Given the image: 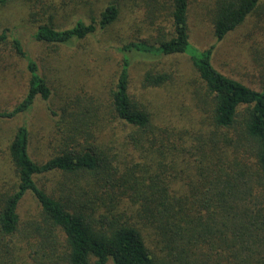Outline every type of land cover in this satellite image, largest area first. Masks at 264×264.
<instances>
[{
	"label": "trees",
	"instance_id": "trees-1",
	"mask_svg": "<svg viewBox=\"0 0 264 264\" xmlns=\"http://www.w3.org/2000/svg\"><path fill=\"white\" fill-rule=\"evenodd\" d=\"M10 1L15 0H0V5ZM23 1L36 24L35 39L54 51L108 31L121 16L117 0L99 17H77L63 24L57 18L64 10L60 2ZM142 1L147 32L118 47L121 67L109 106L68 97L60 113L52 111L57 145L44 162L29 153L27 125L10 141L15 182L0 189V264H264V87L252 89L217 70L215 45L201 50L191 43L190 0ZM263 1L213 0L210 13L217 41L249 16L261 17ZM7 40L27 59L30 76L24 98L0 110V119L11 120L29 112L38 98L48 101L53 91L10 29L0 32V42ZM178 54L190 58L204 85L213 127L198 145L196 177L187 178L180 189L173 187L177 175L172 173L175 158L186 151L159 143L151 114L130 90L133 55ZM170 80L167 73L149 68L143 85L155 88ZM114 121L131 128L122 145L132 147L145 165L116 160L97 144ZM241 151L254 162L240 158ZM55 172L69 179L91 177L93 189L79 193L74 187L68 197H57L39 184V177ZM28 193L40 212L24 221L20 205Z\"/></svg>",
	"mask_w": 264,
	"mask_h": 264
},
{
	"label": "rangeland",
	"instance_id": "rangeland-1",
	"mask_svg": "<svg viewBox=\"0 0 264 264\" xmlns=\"http://www.w3.org/2000/svg\"><path fill=\"white\" fill-rule=\"evenodd\" d=\"M56 1L64 5V10L57 17L64 24L77 17H84L86 21L91 16L99 17L111 1L117 0H76L80 4L71 0ZM118 1L121 16L108 31L98 32L88 40L76 41L59 51H54L35 39L36 24L29 17V7L25 1L15 0L0 5V32L10 29L21 40L25 51L37 62L40 73L47 78L53 91L48 101L38 98L29 112L11 120L0 119V189L15 182L7 148L20 126L25 124L30 131L31 157L44 162L50 158L57 145L56 117L52 111L60 113L68 97L80 96L109 106L110 94L115 88L121 67L118 47L139 35L143 38L148 27L146 6L142 0ZM212 2L213 0H190L191 43L201 50L215 45L213 64L217 70L252 89L262 91L264 14L261 17L258 13L249 16L241 26L218 42L211 23ZM262 5L264 6V1ZM27 62V59L15 53L10 40L0 42V110L13 108L26 95L30 78ZM149 68L167 73L171 80L160 87H145L143 78ZM130 74L131 93L151 114L152 124L157 128L154 135L159 138V143L176 145L186 151L183 153L185 155L181 152L175 158L172 173L178 179L173 187L180 189L184 187L187 178L196 177L198 145L202 144V136H207L213 129L210 107L205 103L204 85L190 58L183 54L158 58L133 55ZM129 131L131 128L114 121L108 130L99 135L97 144L116 160L121 159L131 164L140 161L145 165L146 160L140 159L132 147L122 145L123 137ZM205 139L208 140L206 137ZM238 156L250 164L254 162L252 157L245 156L242 151ZM170 160L172 158L168 159ZM158 162L159 158L152 162L154 170ZM39 184L55 196L66 198L71 192L68 189L74 187H78L79 193L90 192L94 180L82 176L80 179H69L55 172L39 177ZM126 203L131 205L130 201L126 200ZM20 211L24 221L38 216L39 206L31 193L21 202ZM152 241L153 239H149V245L154 248ZM25 253L27 254L26 251Z\"/></svg>",
	"mask_w": 264,
	"mask_h": 264
}]
</instances>
